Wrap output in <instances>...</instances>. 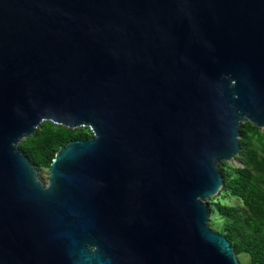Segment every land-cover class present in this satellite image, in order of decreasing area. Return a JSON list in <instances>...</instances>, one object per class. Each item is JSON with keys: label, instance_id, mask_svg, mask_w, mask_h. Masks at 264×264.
<instances>
[{"label": "water", "instance_id": "1", "mask_svg": "<svg viewBox=\"0 0 264 264\" xmlns=\"http://www.w3.org/2000/svg\"><path fill=\"white\" fill-rule=\"evenodd\" d=\"M88 128L44 182L19 144ZM264 129V0H0V264H242L209 226Z\"/></svg>", "mask_w": 264, "mask_h": 264}, {"label": "trees", "instance_id": "2", "mask_svg": "<svg viewBox=\"0 0 264 264\" xmlns=\"http://www.w3.org/2000/svg\"><path fill=\"white\" fill-rule=\"evenodd\" d=\"M240 154L244 167L220 164L224 183L220 194L209 200L210 226L231 243L236 255H246L250 264H264V129L249 122L241 125ZM92 137L88 128H67L43 122L36 132L19 144L20 150L41 172L49 170L59 148L68 142ZM237 199L241 205L224 203Z\"/></svg>", "mask_w": 264, "mask_h": 264}, {"label": "rangeland", "instance_id": "3", "mask_svg": "<svg viewBox=\"0 0 264 264\" xmlns=\"http://www.w3.org/2000/svg\"><path fill=\"white\" fill-rule=\"evenodd\" d=\"M48 173L49 172L47 170H42L41 172H39V176L44 182H47V180H48ZM223 202L228 203V204H232V205H241V203L237 199H234V198L227 199V201L224 200ZM219 222H221V219L219 217H217L216 224H214L213 226H210V223H209V226L211 227L212 230L216 231L215 227L217 225H219ZM239 261L242 264H250L249 259L246 255L239 257Z\"/></svg>", "mask_w": 264, "mask_h": 264}]
</instances>
